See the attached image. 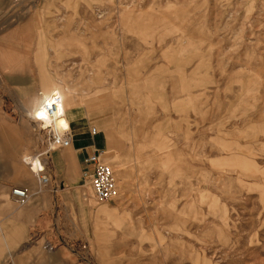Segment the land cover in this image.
<instances>
[{
  "label": "rangeland",
  "instance_id": "rangeland-1",
  "mask_svg": "<svg viewBox=\"0 0 264 264\" xmlns=\"http://www.w3.org/2000/svg\"><path fill=\"white\" fill-rule=\"evenodd\" d=\"M11 11L106 141L115 198L96 202L88 178L55 186L58 217L89 218L87 264H264V0Z\"/></svg>",
  "mask_w": 264,
  "mask_h": 264
},
{
  "label": "crops",
  "instance_id": "crops-1",
  "mask_svg": "<svg viewBox=\"0 0 264 264\" xmlns=\"http://www.w3.org/2000/svg\"><path fill=\"white\" fill-rule=\"evenodd\" d=\"M12 7L9 0H0V264H87L82 246L89 218L58 217L55 186L71 187L86 178L92 170L86 159L104 149L106 141L101 130L94 127L93 133L72 110L74 94L49 82L42 48L25 39L24 21L15 24L19 15ZM51 89L62 97L71 143L46 160L40 156L47 178L41 184L24 154L41 146L30 115ZM17 186L27 190L23 203L11 195Z\"/></svg>",
  "mask_w": 264,
  "mask_h": 264
},
{
  "label": "built area",
  "instance_id": "built-area-1",
  "mask_svg": "<svg viewBox=\"0 0 264 264\" xmlns=\"http://www.w3.org/2000/svg\"><path fill=\"white\" fill-rule=\"evenodd\" d=\"M9 1L13 5H18L25 0ZM54 93L51 95L50 102L48 99L44 100L36 107L38 111L33 109L30 115L33 130L38 135V140L43 147V150L35 154L37 157L46 156L50 150L64 148L71 143L70 129L58 123L62 115L61 98ZM47 119L48 125H44V121ZM92 132H95L94 128H92ZM99 154L97 151L86 159V162L92 165V170L86 178L89 179L96 202H104L115 198L118 189L116 188L114 172L101 161ZM43 171L44 169H38L40 173ZM11 195L19 203H23L28 197L27 190L18 186L11 189Z\"/></svg>",
  "mask_w": 264,
  "mask_h": 264
},
{
  "label": "bare ground",
  "instance_id": "bare-ground-1",
  "mask_svg": "<svg viewBox=\"0 0 264 264\" xmlns=\"http://www.w3.org/2000/svg\"><path fill=\"white\" fill-rule=\"evenodd\" d=\"M53 92L54 91H51V93H49L44 100H47L48 99V102H50V98H51V95H52ZM54 94H57V95L60 96V98H61L60 108H62L63 100H62L61 95L58 94V93H56V92ZM63 114H64V108H62V115L60 116V121H58V123L61 126H64V127H68L69 128L68 124H66L65 122H62V120H63ZM44 125H48V119L46 121H44ZM99 156L101 158V155L100 154H99ZM24 159L29 164V166L32 167L31 173L34 174L37 177L38 181L41 184L45 183L47 181V178L46 177H41V173L38 172V169H44L45 161L42 160V158L37 157L35 154H32V156L24 157ZM106 165L109 166L108 164H106ZM33 172H35V173H33Z\"/></svg>",
  "mask_w": 264,
  "mask_h": 264
}]
</instances>
